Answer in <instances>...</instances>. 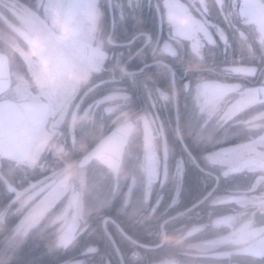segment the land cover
Wrapping results in <instances>:
<instances>
[{
	"label": "flooded vegetation",
	"instance_id": "flooded-vegetation-1",
	"mask_svg": "<svg viewBox=\"0 0 264 264\" xmlns=\"http://www.w3.org/2000/svg\"><path fill=\"white\" fill-rule=\"evenodd\" d=\"M44 227L55 264H264V0H0V264Z\"/></svg>",
	"mask_w": 264,
	"mask_h": 264
},
{
	"label": "water",
	"instance_id": "water-1",
	"mask_svg": "<svg viewBox=\"0 0 264 264\" xmlns=\"http://www.w3.org/2000/svg\"><path fill=\"white\" fill-rule=\"evenodd\" d=\"M119 141V131H112L101 142H99L95 147L92 148L87 157L98 156L109 165H118L124 150V144H119ZM58 264L70 263L60 262Z\"/></svg>",
	"mask_w": 264,
	"mask_h": 264
},
{
	"label": "trees",
	"instance_id": "trees-1",
	"mask_svg": "<svg viewBox=\"0 0 264 264\" xmlns=\"http://www.w3.org/2000/svg\"><path fill=\"white\" fill-rule=\"evenodd\" d=\"M43 240H42V249L37 248V242L27 243L28 253L33 252V256L28 255L27 264H38V261L42 264H55L56 262L62 259L61 256H58L55 253L56 245L53 240L49 237L53 236L52 229L48 227H44L43 229ZM40 250L42 254V259H39L36 255V251Z\"/></svg>",
	"mask_w": 264,
	"mask_h": 264
},
{
	"label": "clouds",
	"instance_id": "clouds-1",
	"mask_svg": "<svg viewBox=\"0 0 264 264\" xmlns=\"http://www.w3.org/2000/svg\"><path fill=\"white\" fill-rule=\"evenodd\" d=\"M97 29H99V22H97ZM90 80V75L84 76L80 79V85L87 84Z\"/></svg>",
	"mask_w": 264,
	"mask_h": 264
}]
</instances>
